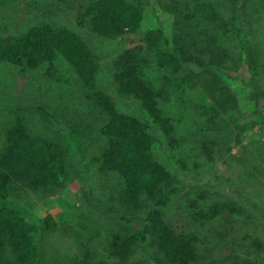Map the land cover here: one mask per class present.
Wrapping results in <instances>:
<instances>
[{
	"label": "rangeland",
	"instance_id": "rangeland-1",
	"mask_svg": "<svg viewBox=\"0 0 264 264\" xmlns=\"http://www.w3.org/2000/svg\"><path fill=\"white\" fill-rule=\"evenodd\" d=\"M126 1L142 9L141 32L161 27L168 41L173 35L174 16L167 7H175L174 2L206 5L215 12L209 34L216 35L218 45L232 63L238 64L234 67L228 62L224 73H218L235 96L230 103L232 113L221 115L220 122L219 118L210 120L212 114L202 103L210 76H202L200 85L194 88L175 89L177 77L159 69L153 55L146 71L156 89L167 79L172 85L168 88V102H161L160 107L171 119L173 140L160 131L156 133L154 126L150 128L157 139L154 148L159 145L152 152L153 159L172 175L176 188L164 218L177 233L196 238L194 264H264V128L257 127L253 117L256 93L264 112V0ZM84 3L85 0H0V37L21 35L42 24L73 32L86 41L97 58L99 73L94 90L114 101L119 113L151 123L137 101L117 95L112 79L114 59L136 46L137 36L96 37L87 20L78 23ZM236 28L252 53L257 69L253 77L247 72L236 38H231ZM87 96L61 56L50 74L47 65L24 73L0 63L1 132L20 115L32 133L68 147L70 163L62 185L45 192H17L10 199L25 209L31 224L39 225L46 215L54 218L56 230L38 236V250L44 261L71 259L87 247L96 254L95 263L114 264L107 256L110 239L141 229L151 209L145 198L138 211L122 207L117 199L120 181L97 172L92 158L102 147L98 136L101 118ZM40 109L53 117L52 125L44 121ZM203 143L215 144L211 160L203 152ZM224 204L234 211H222L209 220L210 208ZM153 256L154 249L138 246L129 262L155 264Z\"/></svg>",
	"mask_w": 264,
	"mask_h": 264
},
{
	"label": "trees",
	"instance_id": "trees-1",
	"mask_svg": "<svg viewBox=\"0 0 264 264\" xmlns=\"http://www.w3.org/2000/svg\"><path fill=\"white\" fill-rule=\"evenodd\" d=\"M191 4L174 2L175 7H167L174 16L171 41L161 27L141 32L142 9L126 0H85L82 6L78 23L87 20L96 37L137 36V45L125 49L114 59L112 79L117 95L137 101L151 123L119 113L114 101L94 90L99 73L97 58L86 41L73 32L42 24L21 35L0 37V63L10 64L21 72L36 71L47 65L50 74L58 56L65 60L87 91L88 100L100 113L98 136L102 147L92 158L97 172L101 176H115L120 181L117 199L125 209L140 210L142 198L150 204L141 229L110 239L107 256L114 264H147L129 262L138 246L155 250V264H194L197 259L196 238L177 233L165 221L164 210L173 201L176 188L172 175L152 156L159 145L154 148L157 139L150 131L151 126L156 128V133L160 131L173 140L171 119L160 107L161 102H168V88L172 85L167 79L156 89L146 74L153 55L159 69L169 72L168 76L174 79L177 77L175 89L194 88L200 85L202 76H210L207 95L202 98L205 108L212 114L210 120L219 118L220 122L221 115L232 113L230 103L235 101V96L218 73H224L228 62L234 67L238 64L232 63L228 53L218 45L216 35L209 34L215 12L206 5ZM240 33L236 28L231 38H236L245 57L247 72L253 77L257 69ZM181 74L185 77H180ZM259 97L256 93L253 98V117L255 125L264 128ZM40 113L47 124H53V117L47 110L40 109ZM213 146L214 143L209 146L203 143L208 160L212 159ZM67 148L56 139L32 133L20 115H16L3 132L0 130V264H106L104 261L95 263L96 254L87 247L71 259L44 261L38 250V236L56 230L54 218L46 215L39 225L31 224L25 209L10 200L17 192H45L62 185L70 163ZM222 211L234 210L230 205H213L208 219L216 218Z\"/></svg>",
	"mask_w": 264,
	"mask_h": 264
}]
</instances>
